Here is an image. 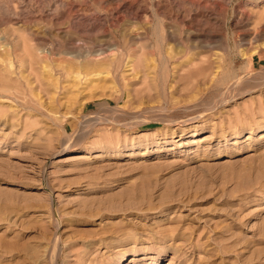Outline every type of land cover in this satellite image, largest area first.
<instances>
[{
	"label": "rangeland",
	"instance_id": "obj_1",
	"mask_svg": "<svg viewBox=\"0 0 264 264\" xmlns=\"http://www.w3.org/2000/svg\"><path fill=\"white\" fill-rule=\"evenodd\" d=\"M0 264H264V0H0Z\"/></svg>",
	"mask_w": 264,
	"mask_h": 264
},
{
	"label": "bare ground",
	"instance_id": "obj_2",
	"mask_svg": "<svg viewBox=\"0 0 264 264\" xmlns=\"http://www.w3.org/2000/svg\"><path fill=\"white\" fill-rule=\"evenodd\" d=\"M257 33V32H256ZM256 36V35H255ZM253 37V36H252ZM192 56H193V53H192ZM243 56H245V53L243 54ZM97 58V57H96ZM95 58V59H96ZM196 58V57H195ZM114 59V58H113ZM89 60V59H88ZM92 60V59H91ZM95 61V60H94ZM111 61L113 62V60L111 59ZM98 62V61H97ZM191 62H193V61H191ZM77 63H78V61H77ZM76 63V64H77ZM80 63V62H79ZM89 63V62H88ZM179 63V62H178ZM126 64H128V63H126ZM125 64V65H126ZM198 64H199V69H198V72H197V74H196V77H199V78H201V81H200V84H202L203 83V85H207V84H209V83H212V81L214 80V77L217 75V73H218V70L220 69V66H216V65H214V63H212V62H209V61H205V60H199V62H198ZM80 65L81 66H83L81 63H80ZM109 65V64H108ZM51 66V65H50ZM75 66V65H74ZM77 66H79V64L77 65ZM89 66V65H88ZM127 66V65H126ZM196 67V64H193L192 63V65H190L189 67ZM11 67V66H10ZM108 67V66H107ZM112 67V66H111ZM175 67H177V66H175ZM4 68H6V67H4ZM50 68V67H49ZM79 68V67H78ZM83 68V67H82ZM110 68V67H109ZM132 68V67H131ZM130 68V69H131ZM9 69H11V68H9ZM52 69V68H51ZM51 69H50V71H51ZM84 69V68H83ZM129 69V68H128ZM173 69H174V67H173ZM4 70V69H3ZM6 70V69H5ZM4 70V71H5ZM88 70V69H87ZM90 70V69H89ZM6 71H8V70H6ZM71 71V70H70ZM74 71V69L72 70V72L71 73H69V71H68V73H65L66 75L65 76H62V73L60 74V73H57V75L55 74V75H51L54 79H53V81H52V83L54 82V84H55V81L56 82H60V80L62 79H70L71 80V82L73 83H71L72 85H73V87L74 88H79L78 90H77V92H79L80 90H81V87H82V85H85L86 84V82L87 81H90L91 80V78H97V79H99L98 78V76H100L101 75V73L99 74V73H93V72H91V73H88V74H85V72L83 73V72H80V71H76V72H73ZM1 72H3L2 71V68H1ZM11 72V71H10ZM13 72V71H12ZM67 72V71H66ZM7 73V72H6ZM52 73V71L50 72V74ZM8 74V73H7ZM103 74V73H102ZM110 74V72H108L107 71V73H105V76L106 77H109L108 75ZM9 75H10V73H9ZM10 76H13V75H10ZM145 76V75H144ZM91 77V78H90ZM141 78V77H140ZM145 78H146V76H145ZM144 78V79H145ZM64 79V80H65ZM100 79H101V77H100ZM233 79H235V81H236V78H235V76L233 75V74H230L229 76H227L226 77V81L228 82V81H231V80H233ZM241 79V78H240ZM240 79H239V81H240ZM252 79H254V78H252ZM64 80L62 81V82H64ZM94 80V79H93ZM93 80H91L90 82H92ZM102 80V79H101ZM140 80H142V79H140ZM246 80H250V78H248V79H246ZM234 81V82H235ZM238 81V82H239ZM94 82H97V80L96 81H93V83ZM252 82V81H251ZM89 83V82H88ZM87 83V84H88ZM245 83H247V82H245ZM89 85H91L90 83H89ZM243 85V84H242ZM56 86V85H55ZM238 86V85H237ZM246 86V85H245ZM249 86H251V85H249ZM70 87H72V86H70ZM89 87V86H88ZM247 87V86H246ZM246 87L244 88V89H246ZM252 87V86H251ZM55 89H54V93H56V92H58V91H60V89H62V86L60 87V84L59 85H57L56 87H54ZM247 88H249V87H247ZM254 88H256V86H254ZM64 89V88H63ZM238 89H239V87H238ZM243 89V88H242ZM242 89H240V90H242ZM82 90H83V88H82ZM249 90V89H248ZM248 90H246V92L248 91ZM236 91V90H235ZM80 93H83V92H81L80 91ZM237 94V93H236ZM238 94H239V92H238ZM237 94V95H238ZM199 95V94H198ZM240 95V94H239ZM242 95V94H241ZM198 97V96H197ZM228 97V96H227ZM196 98V97H195ZM228 99V98H227ZM219 103V102H218Z\"/></svg>",
	"mask_w": 264,
	"mask_h": 264
}]
</instances>
